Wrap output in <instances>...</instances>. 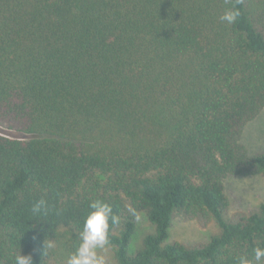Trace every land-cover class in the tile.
<instances>
[{"label": "trees", "instance_id": "obj_1", "mask_svg": "<svg viewBox=\"0 0 264 264\" xmlns=\"http://www.w3.org/2000/svg\"><path fill=\"white\" fill-rule=\"evenodd\" d=\"M263 106L264 0H0V124L27 136L0 133V264H65L94 200L120 217L114 264L252 258L264 204L225 216L223 181L264 176L241 142ZM176 217L218 232L171 242Z\"/></svg>", "mask_w": 264, "mask_h": 264}, {"label": "rangeland", "instance_id": "obj_2", "mask_svg": "<svg viewBox=\"0 0 264 264\" xmlns=\"http://www.w3.org/2000/svg\"><path fill=\"white\" fill-rule=\"evenodd\" d=\"M0 133L11 137L25 138L23 133L14 132L0 124ZM241 142L247 148L249 154L264 152V106L259 113L247 121L243 127ZM224 192L227 197L225 216L236 211L254 212L261 204H264V176L258 173L235 174L227 176L224 181ZM153 226L144 212L137 215L135 231L130 242V251H134L141 244L142 237L152 232ZM218 232V226L212 222L206 227H201L194 220H185L176 217L172 220L168 233L169 241H176L185 245L204 243ZM110 254L114 259V250L111 247ZM52 264V263H47Z\"/></svg>", "mask_w": 264, "mask_h": 264}, {"label": "clouds", "instance_id": "obj_3", "mask_svg": "<svg viewBox=\"0 0 264 264\" xmlns=\"http://www.w3.org/2000/svg\"><path fill=\"white\" fill-rule=\"evenodd\" d=\"M239 15V10L234 9L226 11L220 19L233 23ZM45 204L44 200H40L33 207V212L39 213ZM89 209L79 233L78 246L67 256L65 264H114L110 254V235L112 227L120 223V217L113 213L110 204L102 200L91 201ZM52 247L54 240H45L44 254L46 255V250ZM253 253L252 258L240 256L238 264H264V247H255ZM14 264H34L33 256L31 253L21 254L19 249L14 256Z\"/></svg>", "mask_w": 264, "mask_h": 264}]
</instances>
